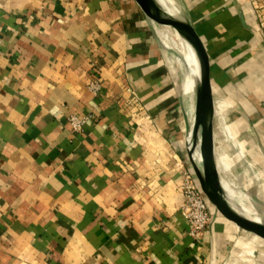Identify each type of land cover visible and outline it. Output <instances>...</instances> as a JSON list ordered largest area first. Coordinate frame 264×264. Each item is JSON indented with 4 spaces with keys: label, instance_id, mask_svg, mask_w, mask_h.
Masks as SVG:
<instances>
[{
    "label": "crops",
    "instance_id": "crops-1",
    "mask_svg": "<svg viewBox=\"0 0 264 264\" xmlns=\"http://www.w3.org/2000/svg\"><path fill=\"white\" fill-rule=\"evenodd\" d=\"M181 1L215 107L228 92L235 108L232 142L215 139L221 183L264 219V10ZM183 53L135 0H0V264H264V239L215 207L189 235L196 73Z\"/></svg>",
    "mask_w": 264,
    "mask_h": 264
},
{
    "label": "water",
    "instance_id": "water-1",
    "mask_svg": "<svg viewBox=\"0 0 264 264\" xmlns=\"http://www.w3.org/2000/svg\"><path fill=\"white\" fill-rule=\"evenodd\" d=\"M154 23L170 27L184 38L194 50L198 67L196 73V130H201L200 154H190L192 167L200 188L209 202L229 221L245 232L264 239V219L248 217L236 211L221 195V176L215 157V115L211 66L207 48L190 17L177 7L168 8L159 0H135Z\"/></svg>",
    "mask_w": 264,
    "mask_h": 264
},
{
    "label": "built area",
    "instance_id": "built-area-1",
    "mask_svg": "<svg viewBox=\"0 0 264 264\" xmlns=\"http://www.w3.org/2000/svg\"><path fill=\"white\" fill-rule=\"evenodd\" d=\"M258 3V12L264 10V0H255ZM94 94L101 91L100 82L94 81L90 86ZM70 122L76 131H81L84 127L85 120L76 116L70 117ZM181 193L184 197L183 215L189 223V235L196 241L203 238L204 233L214 225L216 215L212 212V204L200 188L199 181L195 173L184 169L181 175Z\"/></svg>",
    "mask_w": 264,
    "mask_h": 264
},
{
    "label": "bare ground",
    "instance_id": "bare-ground-1",
    "mask_svg": "<svg viewBox=\"0 0 264 264\" xmlns=\"http://www.w3.org/2000/svg\"><path fill=\"white\" fill-rule=\"evenodd\" d=\"M162 5L168 8L180 7L174 0H159ZM177 38L179 39L184 51L188 54H184V60L186 59L187 68L193 66L194 68L198 67V61L194 50L192 49L191 45L182 38L179 34L175 33ZM190 61V64H189ZM188 62V64H187ZM192 71V70H191ZM193 123L188 128V146L192 153L195 156L200 154L201 149V130H196V106L194 107L193 111ZM195 119V120H194ZM221 195L224 199L239 213L248 217L249 219L253 220L255 217L256 210L254 207L248 205L246 201L243 199L242 195L233 189L229 185H227L224 181L221 183Z\"/></svg>",
    "mask_w": 264,
    "mask_h": 264
},
{
    "label": "rangeland",
    "instance_id": "rangeland-1",
    "mask_svg": "<svg viewBox=\"0 0 264 264\" xmlns=\"http://www.w3.org/2000/svg\"><path fill=\"white\" fill-rule=\"evenodd\" d=\"M174 1L175 2L177 1L178 4L180 5L181 8L178 7L179 9L183 10L185 13H187V11H189V9L187 7H185V5L183 4V2L181 0H174ZM162 28L171 30L172 34L176 33L173 28H170V27H162ZM165 46H167V45H165ZM175 51H177V53H178V50H175ZM172 52H174V51H172ZM184 63H186V60H184ZM234 109L235 108L233 106L231 97L228 96V92H225L223 94L222 98L218 99V104L216 107L217 116H215V139H216V142L219 144L230 145L228 143L232 142V137L233 138L235 137L234 136V133H235L234 132L235 131L234 125H233L232 121L228 118V115L231 114ZM191 118H192V115L188 116V128H189V126H191ZM229 133L231 134L230 137L227 136ZM230 183L232 184L233 188L237 192H240L242 194V191L239 189V187L236 183H233V182H230Z\"/></svg>",
    "mask_w": 264,
    "mask_h": 264
}]
</instances>
